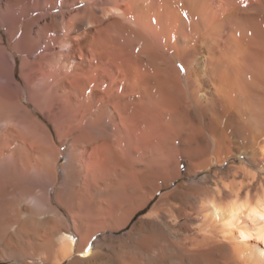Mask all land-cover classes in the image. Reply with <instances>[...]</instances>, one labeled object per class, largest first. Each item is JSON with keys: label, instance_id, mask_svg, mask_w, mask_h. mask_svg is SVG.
Listing matches in <instances>:
<instances>
[{"label": "bare ground", "instance_id": "6f19581e", "mask_svg": "<svg viewBox=\"0 0 264 264\" xmlns=\"http://www.w3.org/2000/svg\"><path fill=\"white\" fill-rule=\"evenodd\" d=\"M13 5L0 264H264V0Z\"/></svg>", "mask_w": 264, "mask_h": 264}, {"label": "rangeland", "instance_id": "374dc122", "mask_svg": "<svg viewBox=\"0 0 264 264\" xmlns=\"http://www.w3.org/2000/svg\"><path fill=\"white\" fill-rule=\"evenodd\" d=\"M15 1L16 0H0V22L8 21L7 19H9V15L13 11L12 6H14L13 2ZM12 46L13 43L10 36L8 35L7 27L0 26V95L3 94V98L0 97L2 98L0 99V109H2L1 107L6 106L7 104V108L11 106L9 110L11 109L10 111H12L10 113V111L6 110L7 108L5 107L2 109V111L0 110V112H2L0 115V136L5 134L6 136H4L5 138L7 137L6 139L8 141H11V139H17L21 141V120L17 121L18 114L20 115L18 120L21 119L22 111L31 115L29 112H31L33 106L31 105L27 97L28 85L27 81H25L27 79V76L25 73V68L22 64L23 56L21 52L12 49ZM10 94L13 96H11ZM8 100L10 101L9 103H11L10 105L8 103ZM11 100L13 103L11 102ZM15 106L17 107L15 108ZM22 108H24V110H22ZM13 109L15 112L13 111ZM25 109L28 111H26ZM7 111L8 113H10V116L11 114H13V116L17 115L15 117L16 119L12 118L13 116L10 117L8 113L5 114V112ZM1 164L2 163L0 162V165ZM4 164H8V162ZM146 212L147 211L139 214V216L144 215Z\"/></svg>", "mask_w": 264, "mask_h": 264}, {"label": "snow or ice", "instance_id": "6c2138e0", "mask_svg": "<svg viewBox=\"0 0 264 264\" xmlns=\"http://www.w3.org/2000/svg\"><path fill=\"white\" fill-rule=\"evenodd\" d=\"M260 218H261L262 220H264V215H262ZM262 239H264V237H262Z\"/></svg>", "mask_w": 264, "mask_h": 264}]
</instances>
